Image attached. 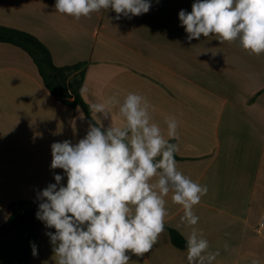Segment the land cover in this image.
Returning a JSON list of instances; mask_svg holds the SVG:
<instances>
[{
	"label": "crops",
	"instance_id": "0c3cea01",
	"mask_svg": "<svg viewBox=\"0 0 264 264\" xmlns=\"http://www.w3.org/2000/svg\"><path fill=\"white\" fill-rule=\"evenodd\" d=\"M56 0H0V26L36 36L58 66L84 63L88 104L113 95L123 102L137 93L151 105L152 122L167 138L166 118L178 121L177 168L208 186L193 211L196 227L219 252L213 264H264V53L244 50L239 41L220 43L215 35L187 40L180 10L195 0H150L148 13L131 19L110 9L79 20L55 9ZM105 128L111 116L93 113ZM113 122L124 121L113 109ZM93 124L82 108L55 98L31 56L0 42V228L17 200L55 183L51 145L84 138ZM165 231L151 252L129 264H187L170 229L185 237L182 206L166 198ZM39 221L0 240V264H55L53 246ZM30 242L37 245L33 256ZM131 255V254H130Z\"/></svg>",
	"mask_w": 264,
	"mask_h": 264
},
{
	"label": "clouds",
	"instance_id": "9594fccd",
	"mask_svg": "<svg viewBox=\"0 0 264 264\" xmlns=\"http://www.w3.org/2000/svg\"><path fill=\"white\" fill-rule=\"evenodd\" d=\"M150 0H56L55 9L74 17H90L102 9L131 19L148 13ZM179 20L187 40L202 35L218 37L220 43L239 41L250 55L264 53V0H195L191 12L180 10ZM87 92L81 86L80 95ZM91 113L111 116L107 128L90 124L77 143L70 140L51 145V169L55 183L36 193V218L44 223L53 246L55 264H129L131 256L151 252L165 231L166 198L182 206L181 222L191 227L185 237L187 264H213L219 252L195 225L193 211L208 186L194 182L177 168L178 121L166 118L167 138L152 122L151 105L145 97L128 93L123 102L113 95L88 105ZM118 109L123 126L113 122ZM33 256L37 245L30 242ZM131 254V255H130ZM252 264H258L253 260Z\"/></svg>",
	"mask_w": 264,
	"mask_h": 264
},
{
	"label": "trees",
	"instance_id": "16d2710c",
	"mask_svg": "<svg viewBox=\"0 0 264 264\" xmlns=\"http://www.w3.org/2000/svg\"><path fill=\"white\" fill-rule=\"evenodd\" d=\"M0 42L10 43L26 51L39 69L40 76L50 93L72 108H82L91 123L97 121L90 112L84 96L80 95L81 86H84L86 69L84 63L69 66L55 64L51 51L36 36L31 33L14 28L0 26ZM39 201L17 200L10 205L11 215L7 222L0 228V240L15 230L36 218ZM173 244L182 250L186 249L185 236L177 229H170Z\"/></svg>",
	"mask_w": 264,
	"mask_h": 264
},
{
	"label": "built area",
	"instance_id": "2783aa9c",
	"mask_svg": "<svg viewBox=\"0 0 264 264\" xmlns=\"http://www.w3.org/2000/svg\"><path fill=\"white\" fill-rule=\"evenodd\" d=\"M261 226H264V218H263V221H262V223H261Z\"/></svg>",
	"mask_w": 264,
	"mask_h": 264
}]
</instances>
